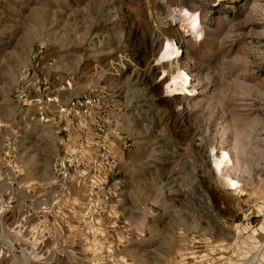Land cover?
<instances>
[{"label":"rangeland","instance_id":"1","mask_svg":"<svg viewBox=\"0 0 264 264\" xmlns=\"http://www.w3.org/2000/svg\"><path fill=\"white\" fill-rule=\"evenodd\" d=\"M0 264H264V0H0Z\"/></svg>","mask_w":264,"mask_h":264},{"label":"bare ground","instance_id":"2","mask_svg":"<svg viewBox=\"0 0 264 264\" xmlns=\"http://www.w3.org/2000/svg\"><path fill=\"white\" fill-rule=\"evenodd\" d=\"M170 21L172 23H180L182 26H184L187 29H191L195 27L197 24L196 19L190 15L170 14ZM179 54H180L179 46L168 38L165 50L162 53L161 58H165V57L170 58L172 56H175L169 59L171 63V67L175 69V72L170 74L172 75V78L170 80V83L172 84L170 85L169 88H171L172 91L181 90L179 91V94H180V93H183L185 90L187 91V85H189V83L191 82V79H190L189 73L186 72L185 70H182L179 67V64H178ZM212 156L214 157V162L216 163V165L219 166L220 164L219 157H215L214 154Z\"/></svg>","mask_w":264,"mask_h":264}]
</instances>
